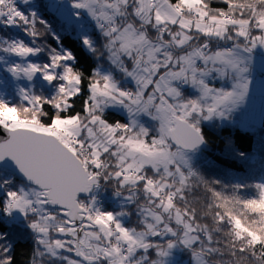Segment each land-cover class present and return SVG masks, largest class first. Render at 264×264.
<instances>
[{"label": "snow or ice", "instance_id": "obj_1", "mask_svg": "<svg viewBox=\"0 0 264 264\" xmlns=\"http://www.w3.org/2000/svg\"><path fill=\"white\" fill-rule=\"evenodd\" d=\"M0 32V264H264V157L205 163L264 95V0H0Z\"/></svg>", "mask_w": 264, "mask_h": 264}, {"label": "trees", "instance_id": "obj_2", "mask_svg": "<svg viewBox=\"0 0 264 264\" xmlns=\"http://www.w3.org/2000/svg\"><path fill=\"white\" fill-rule=\"evenodd\" d=\"M43 0H37L42 3ZM38 28L40 26L38 25ZM12 31H17L13 29ZM0 34H4L0 32ZM237 126V125H236ZM260 126L253 129H243L238 126H226L223 130L209 131L210 143L205 153V163L210 173L217 174L221 178L261 175V158L264 153L261 152L262 133L257 131ZM207 131V130H206ZM245 131H251L254 134L247 135ZM232 135L235 140V146L240 151L249 153V159H240L230 149H225L224 138Z\"/></svg>", "mask_w": 264, "mask_h": 264}, {"label": "rangeland", "instance_id": "obj_3", "mask_svg": "<svg viewBox=\"0 0 264 264\" xmlns=\"http://www.w3.org/2000/svg\"><path fill=\"white\" fill-rule=\"evenodd\" d=\"M259 58H257L256 62H255V68L256 70L254 71L253 75L255 77H257V81L259 82V75H260V68H259ZM264 105V95H262L261 91L259 90L257 84L253 85V93H252V97L250 99V103L247 107L246 110L241 111L240 113H238L235 117V121L234 124L243 128V129H252L249 128L246 124H244L245 122L247 124H249L248 122H252L251 118L253 117V115L258 111L259 115H262V107ZM250 117V121L249 119H247V117ZM263 118V115L262 117ZM261 120L260 119V124H261ZM253 124V123H251Z\"/></svg>", "mask_w": 264, "mask_h": 264}, {"label": "crops", "instance_id": "obj_4", "mask_svg": "<svg viewBox=\"0 0 264 264\" xmlns=\"http://www.w3.org/2000/svg\"><path fill=\"white\" fill-rule=\"evenodd\" d=\"M263 115V118H261ZM262 115L260 116L258 111L253 115V117L251 118L252 122H248L249 124H247L246 122L244 124H246L249 128H255L257 126H260V119H264V105L262 107ZM247 117V116H246ZM247 119H249L250 121V117L248 116ZM253 123V124H251Z\"/></svg>", "mask_w": 264, "mask_h": 264}]
</instances>
